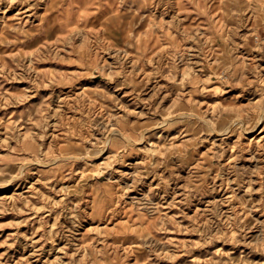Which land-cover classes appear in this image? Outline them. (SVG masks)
Instances as JSON below:
<instances>
[{
	"label": "rangeland",
	"instance_id": "374dc122",
	"mask_svg": "<svg viewBox=\"0 0 264 264\" xmlns=\"http://www.w3.org/2000/svg\"><path fill=\"white\" fill-rule=\"evenodd\" d=\"M264 0H0V264H264Z\"/></svg>",
	"mask_w": 264,
	"mask_h": 264
},
{
	"label": "built area",
	"instance_id": "2783aa9c",
	"mask_svg": "<svg viewBox=\"0 0 264 264\" xmlns=\"http://www.w3.org/2000/svg\"><path fill=\"white\" fill-rule=\"evenodd\" d=\"M262 41H264V34L262 35V37L260 38Z\"/></svg>",
	"mask_w": 264,
	"mask_h": 264
}]
</instances>
